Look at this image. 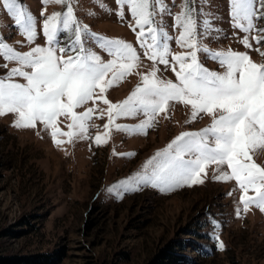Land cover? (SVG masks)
<instances>
[{
	"label": "rangeland",
	"instance_id": "obj_1",
	"mask_svg": "<svg viewBox=\"0 0 264 264\" xmlns=\"http://www.w3.org/2000/svg\"><path fill=\"white\" fill-rule=\"evenodd\" d=\"M71 2L77 20L87 25L91 32L121 38L137 49L139 65L105 93L112 103L124 100L140 83L139 74H147L153 67L129 27L133 20L127 6H124L121 19L116 15L118 6L114 0ZM20 3L35 18L34 43L26 42L2 4L0 41L16 51L25 52L36 45H45L43 19L53 11L66 10V6L45 5L42 0H20ZM180 3L181 0H165L168 11L155 17L173 37L169 42L173 53L187 50L175 43L179 29L173 27L172 15L180 11ZM42 11L44 16H41ZM196 15L201 21L198 31L204 32L203 44L211 50L231 48L246 52L254 62H264V57L256 50L264 51V41L257 44L251 38L260 33L247 34L251 48L239 42L246 33L232 27L229 0H207L202 12ZM255 23L257 28H264V19ZM66 42V37L61 35L59 46L63 47ZM85 47L95 51L104 61L110 59L90 40ZM198 55L204 67L223 71L204 53ZM16 66L17 62L6 61L0 56V76ZM156 67L160 79L176 81L170 67L166 69L158 63ZM13 79L25 82L19 76ZM93 106L89 102L76 111ZM95 107L104 110L107 105L97 101ZM190 113V105L173 102L168 118L163 114L157 116L146 134L113 128L109 130L106 143L97 145L94 137L104 133L103 125L107 122V116L100 117L97 112L88 121V138L76 137L71 143L60 146L53 143L42 124L37 123L35 128H16L13 127L14 114L0 115V257L60 251L55 264H148L168 243L183 240V254L191 257L194 264H264V212L255 205L243 211L239 203L241 191L236 182L212 179L215 165L208 166L202 184L175 191L163 192L142 186L138 191L124 193L122 198H117L115 191H107L118 181L141 171L145 161L181 132L198 131L211 122L209 116L201 113L196 120L186 123ZM144 119L143 114H138L119 118L116 123L137 125ZM68 123L66 117H60L58 126L68 131ZM58 138L67 140L66 137ZM254 160L264 167V149L254 153ZM221 170L230 171L227 165L221 166ZM237 207L241 208L239 216ZM217 237L224 245L222 250L217 246Z\"/></svg>",
	"mask_w": 264,
	"mask_h": 264
},
{
	"label": "snow or ice",
	"instance_id": "obj_2",
	"mask_svg": "<svg viewBox=\"0 0 264 264\" xmlns=\"http://www.w3.org/2000/svg\"><path fill=\"white\" fill-rule=\"evenodd\" d=\"M114 2L118 6L116 15L121 19L127 6L133 20L129 27L144 57L153 62L151 71L139 74L140 83L124 100L112 103L105 93L139 65L137 49L121 38L91 32L77 20L71 0H42L45 5H65L66 10L53 11L43 19L44 46L36 45L20 52L0 41V56L17 62L16 67L0 76V115L14 114L16 128H35L37 123L42 124L53 143L60 146L76 137L88 138V121L98 112L100 117L107 116L104 133L97 134L93 140L99 145L106 143L110 129L146 134L157 116L163 114L168 118L171 103L190 105V119L186 123L203 113L211 118L210 124L198 131L181 132L145 161L141 171L118 181L107 191H115L117 198L142 186L175 191L202 184L208 166L215 165L212 179L236 182L243 211L255 205L264 212V167L254 160V153L264 149V62H254L246 52L231 48L213 51L203 44L204 32L198 31L201 21L196 14L202 12L207 0H181L180 11L172 15L173 27L179 29L175 43L187 49L177 53L170 48L173 37L155 20L158 14L168 11L165 0ZM0 4L14 19L26 42L33 44L37 35L35 18L20 0H0ZM229 15L232 27L246 33L239 41L245 48L252 47L248 33H260L251 37L257 44L264 41V28H257L255 23L264 19V0H229ZM202 22L207 24L208 20ZM61 35L67 41L63 47L59 46ZM89 40L110 59L104 61L85 47ZM256 50L264 57V51ZM201 52L217 62L223 71L204 67L199 60ZM157 63L166 69L170 67L176 81L160 79ZM17 76L25 82H16L13 77ZM97 101H102L107 108H96ZM89 102L94 106L76 111ZM138 114H143L145 119L137 125L116 123L119 118ZM60 117L69 120L68 131L58 126ZM223 165L230 171H222ZM250 191L252 195L248 194ZM240 212L241 208L237 207V216ZM216 239L222 250L223 243Z\"/></svg>",
	"mask_w": 264,
	"mask_h": 264
},
{
	"label": "trees",
	"instance_id": "obj_3",
	"mask_svg": "<svg viewBox=\"0 0 264 264\" xmlns=\"http://www.w3.org/2000/svg\"><path fill=\"white\" fill-rule=\"evenodd\" d=\"M185 242L183 240L173 241L164 246L154 257L150 259L148 264H194L191 257L185 256L183 250ZM60 258V251L51 254H38L32 256L21 257H0V264H55Z\"/></svg>",
	"mask_w": 264,
	"mask_h": 264
}]
</instances>
